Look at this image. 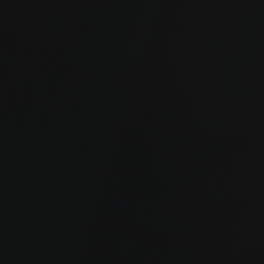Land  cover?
Here are the masks:
<instances>
[{
    "label": "water",
    "instance_id": "water-1",
    "mask_svg": "<svg viewBox=\"0 0 264 264\" xmlns=\"http://www.w3.org/2000/svg\"><path fill=\"white\" fill-rule=\"evenodd\" d=\"M0 264H264V0H0Z\"/></svg>",
    "mask_w": 264,
    "mask_h": 264
}]
</instances>
